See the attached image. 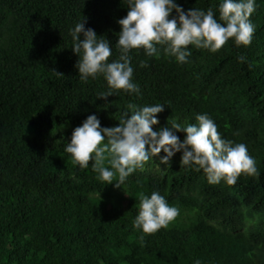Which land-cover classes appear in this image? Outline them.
Instances as JSON below:
<instances>
[{
    "label": "trees",
    "instance_id": "trees-1",
    "mask_svg": "<svg viewBox=\"0 0 264 264\" xmlns=\"http://www.w3.org/2000/svg\"><path fill=\"white\" fill-rule=\"evenodd\" d=\"M177 3L185 11L216 5L219 17L220 0ZM256 3L250 46L191 48L183 64L134 50L142 97L105 100L96 97L107 87L102 77L80 81L69 29L84 18L118 58L125 0H0V264H264V0ZM128 103L164 104L153 130L207 113L225 139L247 145L260 175L210 184L177 152L170 167L157 156L120 188L104 185L91 161L84 170L73 164L65 145L91 114L118 126ZM153 191L180 215L145 235L132 222L139 194Z\"/></svg>",
    "mask_w": 264,
    "mask_h": 264
},
{
    "label": "clouds",
    "instance_id": "clouds-1",
    "mask_svg": "<svg viewBox=\"0 0 264 264\" xmlns=\"http://www.w3.org/2000/svg\"><path fill=\"white\" fill-rule=\"evenodd\" d=\"M125 3L129 7L127 15L117 21L121 26L115 44L118 58L113 56L107 38L85 27L84 18L69 29L72 50L79 57L75 67L80 81L88 83L102 77L107 87L97 92L96 97L105 100L122 93L142 97L141 86L134 81V50L137 53L143 50L147 57L156 59L163 51L183 64L188 62L191 48L216 53L230 40L237 47H248L255 33L250 17L257 10L256 0H220L218 19L216 5L207 10L185 11L177 0H125ZM238 60L245 63L247 57L240 56ZM140 66L147 67V61H141ZM162 111L164 104L128 103L119 125L113 127H102L97 115L91 114L73 130L64 150L81 170L87 169L91 161L96 179L104 185L115 182L116 188L123 186L132 174L144 171L146 163L154 157L159 156L160 163L170 167L177 152L181 153V166L196 172L202 170L210 184L223 181L235 185L242 175H260L247 145L225 139L207 113L196 114L195 123L182 125L172 120L170 128L153 130L159 124L157 114ZM178 132L186 134L183 140ZM161 151L164 155H159ZM179 215V208L170 205L159 191L150 196L141 192L132 227L145 235H154L167 229ZM194 264L202 262L196 259Z\"/></svg>",
    "mask_w": 264,
    "mask_h": 264
}]
</instances>
